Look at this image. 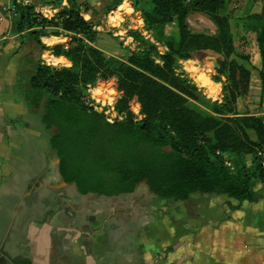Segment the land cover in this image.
Instances as JSON below:
<instances>
[{"label":"trees","instance_id":"16d2710c","mask_svg":"<svg viewBox=\"0 0 264 264\" xmlns=\"http://www.w3.org/2000/svg\"><path fill=\"white\" fill-rule=\"evenodd\" d=\"M122 1L114 0L108 11ZM232 1L130 0L148 35L131 31L137 48L126 58L107 56L93 45L98 32L84 17L87 4L70 0L69 7L48 19L33 5L12 1L19 14L17 33L27 32L40 49H46L41 37L48 36L49 28L71 34L67 50L54 49L71 66L59 69L39 60L29 76L20 78L19 87L24 103L39 110L42 125L53 132L50 144L60 160L61 176L81 195L117 197L145 184L153 197L171 202L225 196L239 203L235 210L256 202L258 188L264 190V118L238 113L252 70L232 59ZM256 1L261 12L241 14L237 20L256 35L264 105V0ZM194 13L208 16L216 33L194 32L188 21ZM170 25L176 29L172 35L166 30ZM201 51L222 56V103L209 104L177 72L179 62ZM241 59L250 63L249 56ZM108 83L119 95L114 111L121 118L114 122L84 101L89 89ZM191 101L208 106L213 115L191 107Z\"/></svg>","mask_w":264,"mask_h":264},{"label":"crops","instance_id":"0c3cea01","mask_svg":"<svg viewBox=\"0 0 264 264\" xmlns=\"http://www.w3.org/2000/svg\"><path fill=\"white\" fill-rule=\"evenodd\" d=\"M75 1L88 5L84 17L98 32L93 45L107 56L118 57L127 47L136 49L131 31L138 25L126 27L125 22L139 20L143 27L139 31L148 35L142 15L130 0L110 12L114 0ZM19 2L33 5L51 19L69 7L70 0ZM251 3L245 14L260 13L261 3ZM10 8L12 0H0V264H216L213 253L194 244V230L203 226L212 208L208 199L213 197L171 202L153 197L145 184L133 194L117 197L81 195L63 179L60 160L50 144L53 132L42 125L40 111L24 103L19 80L29 76L39 60L59 69L70 67L68 58L56 55L54 49L67 50L71 34L49 28L48 36L41 37L46 49H40L27 32L17 33L19 14ZM114 25L119 34H127V40L120 38L121 50L112 53L97 41ZM211 26L216 33L213 22ZM256 56L261 59L259 52ZM240 209L235 210L236 216L245 219ZM263 221L260 212L259 231L264 230ZM225 257L231 264L230 255Z\"/></svg>","mask_w":264,"mask_h":264},{"label":"rangeland","instance_id":"374dc122","mask_svg":"<svg viewBox=\"0 0 264 264\" xmlns=\"http://www.w3.org/2000/svg\"><path fill=\"white\" fill-rule=\"evenodd\" d=\"M251 2L255 4L257 1L233 0L229 7L233 37L235 40V53L232 55V59H236L252 70L249 92L238 100L237 109L240 115L264 118V105L261 104V86L258 73V68L261 67V59L258 60L256 56L258 54L256 35L253 31H248L247 27L237 20L241 14H245V8ZM189 17L191 18L189 24L194 32L214 34L215 28L211 26L212 22L210 18L205 15L197 16L196 14H191ZM118 22L117 20L115 23L118 24ZM136 22L133 24L131 22H125L124 25L126 27L127 25H138L135 30L142 31L143 27L140 26V22ZM169 27V34L172 35L176 29L174 25H170ZM50 31L52 32V30ZM107 31H109L107 35L99 37L97 41L98 45L103 46L104 49L106 48V51L112 53L116 51L115 49L121 50L120 38L127 40V34H119L120 31L117 30L115 25L114 27H109ZM160 51L163 52L164 49L160 48ZM127 56L128 47L125 49V52L122 51L118 55L120 58H126ZM243 56H249L250 63L242 60L241 57ZM221 58L222 56L216 53L201 51L195 53L192 59L179 62L177 66V72L187 76L198 88L201 96L210 101L209 104L223 102L222 89L226 78L220 77L218 74V69L220 68L219 60ZM158 62L160 63L159 60ZM215 63L219 64L218 68ZM216 77H220L222 82L217 83ZM205 83H210L214 87L217 93L216 96L204 87ZM214 83L218 84V86ZM97 87H103V89L98 88L94 90L93 95L101 100L102 105H104L108 98L112 99L108 90L115 97L113 105L116 103L119 95L117 96L118 93L111 85L109 87L107 84H98ZM190 106L206 114H212V110L204 104L191 101ZM134 110L136 113L139 111L137 107ZM251 136L254 138L253 133H251ZM258 189L259 195L256 202L241 205L240 211L247 215L245 219L243 218L244 216H236L234 207L239 205L237 201L230 200L225 196H216L208 199L212 208L208 217L204 220L203 226L200 229L194 230V244H197V249H202L206 253H213L216 264H228V257H225V255H230L231 264H264V230H258V227H260V225L258 226V213H264V190L261 188ZM261 227L264 229V221Z\"/></svg>","mask_w":264,"mask_h":264},{"label":"built area","instance_id":"2783aa9c","mask_svg":"<svg viewBox=\"0 0 264 264\" xmlns=\"http://www.w3.org/2000/svg\"><path fill=\"white\" fill-rule=\"evenodd\" d=\"M13 1V0H12ZM18 2L20 0H17ZM13 12H15L14 7L10 8ZM4 12H9V8H4ZM84 101L86 105H88L91 108L96 109L100 113H104L108 116L110 122L116 121L118 118H121L117 115V113L114 111V101L115 97L113 96L112 99H109L104 103V105L101 104V100L98 99L95 95H93V89H89V94L85 96ZM107 103V104H106Z\"/></svg>","mask_w":264,"mask_h":264},{"label":"bare ground","instance_id":"6f19581e","mask_svg":"<svg viewBox=\"0 0 264 264\" xmlns=\"http://www.w3.org/2000/svg\"><path fill=\"white\" fill-rule=\"evenodd\" d=\"M204 87L207 88L208 91L210 93H212L213 95H215V96L217 95L216 90L214 89V87H212V85L210 83H205Z\"/></svg>","mask_w":264,"mask_h":264},{"label":"water","instance_id":"95a60500","mask_svg":"<svg viewBox=\"0 0 264 264\" xmlns=\"http://www.w3.org/2000/svg\"><path fill=\"white\" fill-rule=\"evenodd\" d=\"M210 52H212V51H210ZM213 53H215V52H213ZM217 54V53H216ZM219 55V54H218ZM221 56V55H220ZM215 65H216V67L218 68L219 67V64L218 63H215Z\"/></svg>","mask_w":264,"mask_h":264}]
</instances>
